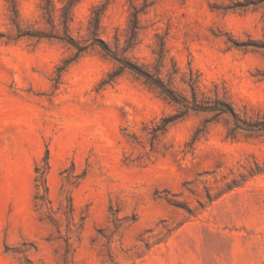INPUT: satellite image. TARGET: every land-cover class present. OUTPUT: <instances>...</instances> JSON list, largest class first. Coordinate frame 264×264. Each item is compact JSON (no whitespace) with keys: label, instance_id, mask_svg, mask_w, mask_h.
<instances>
[{"label":"rangeland","instance_id":"1","mask_svg":"<svg viewBox=\"0 0 264 264\" xmlns=\"http://www.w3.org/2000/svg\"><path fill=\"white\" fill-rule=\"evenodd\" d=\"M236 1L156 0L125 54L157 72L164 37L163 77L177 68L174 83L187 89L181 78L192 68L242 117L264 116V49L238 45L264 41L263 10L234 9ZM104 2L102 38L115 46L119 34L122 47L130 0H81L74 34L88 37L92 8ZM6 7L0 0L3 31ZM20 9L39 18L38 0ZM75 52L57 39H0V264H264V131L232 138V118L221 116L190 149L211 117L190 110L151 151L144 128L179 106L97 44L59 75ZM47 151L51 202L42 205L36 166L44 169ZM70 197L73 219L62 212ZM51 218L73 235L68 249Z\"/></svg>","mask_w":264,"mask_h":264},{"label":"trees","instance_id":"2","mask_svg":"<svg viewBox=\"0 0 264 264\" xmlns=\"http://www.w3.org/2000/svg\"><path fill=\"white\" fill-rule=\"evenodd\" d=\"M7 2V19L9 28L7 31L0 29V39H6L7 42H17L23 38H33L36 40L42 39H57L69 44L76 52L73 58L64 61V65L58 67L59 75L62 74L66 67L73 61L79 58L83 53L87 52L90 45L97 44L101 47L105 55L118 61L125 67L130 68L140 76H142L146 83L155 88L170 102L179 106L175 114L164 115L160 119L151 121L150 125H146L144 130H148L149 143L151 151L155 149V144L164 136L169 128L176 122L182 120L185 114L190 111L205 112L211 114L210 118L204 120L201 126L197 127L191 140L187 143L190 149L194 148L195 143L206 134L208 130V122L217 121L218 117L228 116L232 118V126L228 129V136L236 138V130L243 129L249 132L264 131V116H257L256 118H245L235 108L230 100L227 91L221 92L219 86L214 84V89H206L201 86L199 74L194 72L191 68L187 75H183L181 80L187 84V89H180L174 83V74L178 73V69L168 73V79L162 76V68L165 66L164 62L167 55L166 40L161 37V44L159 50H154V53L159 55L161 62L157 72L151 70L146 64L139 63L128 57L125 53L134 49L140 42V34L143 26L141 24V14H146L148 10L155 4L156 0H130V15L128 20V30L126 34L125 44L120 47V35L115 36V46L102 38V34L106 31V26L103 24V16L106 12L108 3H100L92 8L91 17L87 26L88 37L79 38L74 34L73 23L75 20V9L81 0H38L39 18L35 20L25 18L20 9V0H6ZM234 9L247 11L263 10L264 18V0H243L233 2ZM247 47L253 45L256 50L264 49V41L248 40L238 44ZM247 49V48H246ZM111 79L116 78L117 74H112ZM49 169V152L47 151L45 166L41 171L39 166H36V172L43 177L42 185L44 192L41 190L35 196V199L44 205L51 200L46 197L48 193V186L44 178ZM38 181V179H36ZM231 183L227 186L230 188ZM39 189V184H37ZM63 214L71 215L74 218L75 206L72 198H69V203L63 209ZM57 231L61 234V227L51 218ZM67 230L74 231L70 226V221H67ZM83 228V224L80 225ZM79 228V229H80ZM73 235L68 234L63 237L66 242V248H69L70 239Z\"/></svg>","mask_w":264,"mask_h":264}]
</instances>
